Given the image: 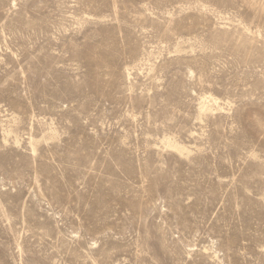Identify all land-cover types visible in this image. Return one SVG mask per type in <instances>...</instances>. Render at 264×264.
<instances>
[{
    "label": "rangeland",
    "instance_id": "1",
    "mask_svg": "<svg viewBox=\"0 0 264 264\" xmlns=\"http://www.w3.org/2000/svg\"><path fill=\"white\" fill-rule=\"evenodd\" d=\"M0 264H264V0H0Z\"/></svg>",
    "mask_w": 264,
    "mask_h": 264
},
{
    "label": "bare ground",
    "instance_id": "2",
    "mask_svg": "<svg viewBox=\"0 0 264 264\" xmlns=\"http://www.w3.org/2000/svg\"><path fill=\"white\" fill-rule=\"evenodd\" d=\"M213 102H215V100H213ZM205 103L206 102L204 101V99H202V102L199 105V110L200 111H206L207 110V106L205 105ZM214 254H215L214 256L216 257L217 254L216 253H214Z\"/></svg>",
    "mask_w": 264,
    "mask_h": 264
}]
</instances>
